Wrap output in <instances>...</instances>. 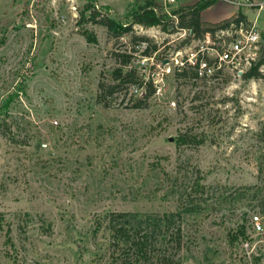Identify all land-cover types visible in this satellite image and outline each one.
Wrapping results in <instances>:
<instances>
[{
  "label": "rangeland",
  "instance_id": "obj_1",
  "mask_svg": "<svg viewBox=\"0 0 264 264\" xmlns=\"http://www.w3.org/2000/svg\"><path fill=\"white\" fill-rule=\"evenodd\" d=\"M130 2L0 0V264H108L95 259L107 233L93 237L94 221L172 212L176 184L201 207L183 220L182 264H264V84L192 77L176 65L199 45L183 29L134 25L115 39L86 22L91 5L97 20L126 24L142 0ZM212 6L203 19L215 25L238 11L222 0ZM241 10L253 20L255 11ZM122 54L127 66L115 60ZM118 67L134 70V83L99 103V82L114 83ZM148 84L144 106L131 107ZM239 228L245 239L231 242Z\"/></svg>",
  "mask_w": 264,
  "mask_h": 264
},
{
  "label": "trees",
  "instance_id": "obj_2",
  "mask_svg": "<svg viewBox=\"0 0 264 264\" xmlns=\"http://www.w3.org/2000/svg\"><path fill=\"white\" fill-rule=\"evenodd\" d=\"M217 0H199L188 6L179 7L170 12V16L161 13L160 6L153 0H142L134 9L128 10L127 16L129 22L126 24L109 18L99 17L91 5L85 6L86 10L93 9L86 22L99 23L104 26L108 33L115 39L122 37L125 33L132 31V26L139 25L145 28L158 27L163 32L174 30L176 28L190 30L195 38H202L205 33H211L214 26L204 27L200 22V14L208 7L214 5ZM239 20H246L240 9L237 11ZM81 21L84 20V13L81 12ZM81 23V22H79ZM175 23V24H174ZM135 40L145 41L143 37H134ZM157 50L153 45L151 48L145 47L142 55L149 57L152 52ZM116 58L118 55L113 54ZM121 60L117 63L121 66H127L130 55H120ZM178 75H185L184 69L176 71ZM192 77L194 73L190 72ZM257 77L255 70L249 72L245 78ZM112 84L99 82L97 101L105 104L104 94H112L119 85L134 83V70L123 71L121 67L113 71ZM154 89L151 84L145 88L143 100H138L131 107L141 108L144 106L146 99L152 95ZM174 194L177 196L176 209L168 213L140 214L137 212H110L103 218L94 221L92 236L95 237L102 229L107 233L105 250L96 261L105 260L108 264H182L180 254L183 251L190 250L189 238L184 233L183 220L190 215L199 212V201L195 200L191 194L183 193L181 186H175ZM2 224V215L0 214V227ZM238 231V230H237ZM10 228L6 229L7 242L9 239ZM230 240L233 242L240 236L245 239L243 229L239 228V234L232 232Z\"/></svg>",
  "mask_w": 264,
  "mask_h": 264
},
{
  "label": "built area",
  "instance_id": "obj_3",
  "mask_svg": "<svg viewBox=\"0 0 264 264\" xmlns=\"http://www.w3.org/2000/svg\"><path fill=\"white\" fill-rule=\"evenodd\" d=\"M175 0H163V6ZM237 7L248 6L255 11L253 20H239L237 13L231 18L215 25L211 33H205L202 38H196L199 45L185 58L176 60V65H188L193 69L195 78L209 79L217 82L234 84L248 79L251 87L256 82L264 84V1L253 0H222ZM165 13L170 15L165 9ZM190 40H195L194 34L183 29ZM180 53V52H177ZM179 55V54H178ZM145 57V56H144ZM150 57V56H149ZM181 67L176 70L180 71ZM255 70L257 77L245 78ZM252 228L262 231L258 217L254 216ZM264 250V246H263Z\"/></svg>",
  "mask_w": 264,
  "mask_h": 264
},
{
  "label": "crops",
  "instance_id": "obj_4",
  "mask_svg": "<svg viewBox=\"0 0 264 264\" xmlns=\"http://www.w3.org/2000/svg\"><path fill=\"white\" fill-rule=\"evenodd\" d=\"M131 0H128V4L127 5H129V3H131L130 2ZM158 6H161L163 3L162 2H160V1H155V0H153ZM253 2H255V1H253ZM99 3L101 4V5H104V6H107L108 7V5H106V4H103V3H101L100 1H99ZM256 3V2H255ZM191 4H193V3H191ZM191 4H188V5H191ZM188 5H182V6H180V7H184V6H188ZM108 8H110L111 9V7H108ZM211 8H213V6H211V7H209V8H207V9H205L204 11H202L201 12V14H200V22H201V25L202 26H204V27H207V26H214L216 23L215 22H212L211 21V19H209L210 21H206V22H204V19H203V15L204 14H206L208 11H210V9ZM175 9H177V8H175ZM212 10V9H211ZM240 11H241V13L243 14V15H245L243 12H242V10L240 9ZM233 16V15H232ZM231 16V17H232ZM246 16V15H245ZM247 17V16H246Z\"/></svg>",
  "mask_w": 264,
  "mask_h": 264
},
{
  "label": "water",
  "instance_id": "obj_5",
  "mask_svg": "<svg viewBox=\"0 0 264 264\" xmlns=\"http://www.w3.org/2000/svg\"><path fill=\"white\" fill-rule=\"evenodd\" d=\"M263 46H264V42H263Z\"/></svg>",
  "mask_w": 264,
  "mask_h": 264
}]
</instances>
